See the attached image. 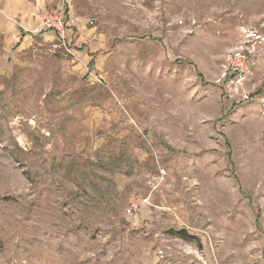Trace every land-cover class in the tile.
<instances>
[{"label":"rangeland","instance_id":"obj_1","mask_svg":"<svg viewBox=\"0 0 264 264\" xmlns=\"http://www.w3.org/2000/svg\"><path fill=\"white\" fill-rule=\"evenodd\" d=\"M61 1L0 6V264H264V0Z\"/></svg>","mask_w":264,"mask_h":264},{"label":"built area","instance_id":"obj_2","mask_svg":"<svg viewBox=\"0 0 264 264\" xmlns=\"http://www.w3.org/2000/svg\"><path fill=\"white\" fill-rule=\"evenodd\" d=\"M52 32L64 41L65 21L61 12H49L42 17L40 26L30 32L32 35H41ZM252 51L246 43L231 48L223 57L221 64V74L217 83L224 86V90L229 98H238L242 103L251 102L249 93H245L244 85L252 75L251 65Z\"/></svg>","mask_w":264,"mask_h":264},{"label":"crops","instance_id":"obj_3","mask_svg":"<svg viewBox=\"0 0 264 264\" xmlns=\"http://www.w3.org/2000/svg\"><path fill=\"white\" fill-rule=\"evenodd\" d=\"M61 4V0H0L1 12L5 17L1 27L10 33V42H23L27 36H22L20 31L31 29L38 23L44 10L54 7L58 10Z\"/></svg>","mask_w":264,"mask_h":264},{"label":"trees","instance_id":"obj_4","mask_svg":"<svg viewBox=\"0 0 264 264\" xmlns=\"http://www.w3.org/2000/svg\"><path fill=\"white\" fill-rule=\"evenodd\" d=\"M36 36H37V35H36ZM180 235L182 236V238H183V237H185V238H186V236H184V233H181Z\"/></svg>","mask_w":264,"mask_h":264}]
</instances>
